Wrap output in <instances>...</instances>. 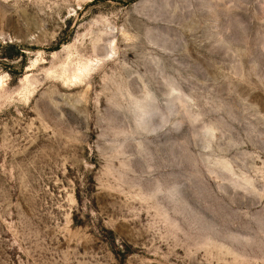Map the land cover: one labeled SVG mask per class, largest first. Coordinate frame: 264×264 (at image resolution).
Masks as SVG:
<instances>
[{
	"label": "rangeland",
	"instance_id": "1",
	"mask_svg": "<svg viewBox=\"0 0 264 264\" xmlns=\"http://www.w3.org/2000/svg\"><path fill=\"white\" fill-rule=\"evenodd\" d=\"M0 264H264V0H0Z\"/></svg>",
	"mask_w": 264,
	"mask_h": 264
}]
</instances>
